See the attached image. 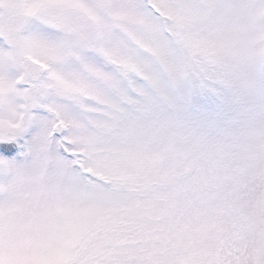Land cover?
Here are the masks:
<instances>
[{"label":"snow or ice","instance_id":"obj_1","mask_svg":"<svg viewBox=\"0 0 264 264\" xmlns=\"http://www.w3.org/2000/svg\"><path fill=\"white\" fill-rule=\"evenodd\" d=\"M0 264H264V0H0Z\"/></svg>","mask_w":264,"mask_h":264}]
</instances>
